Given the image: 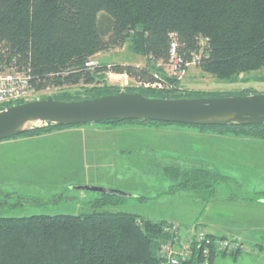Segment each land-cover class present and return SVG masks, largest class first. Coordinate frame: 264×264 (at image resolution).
<instances>
[{
  "label": "trees",
  "instance_id": "obj_1",
  "mask_svg": "<svg viewBox=\"0 0 264 264\" xmlns=\"http://www.w3.org/2000/svg\"><path fill=\"white\" fill-rule=\"evenodd\" d=\"M174 40L186 63L198 58L195 67L220 81L234 82L262 70L264 0H0V73L12 68L25 73L35 93L50 88L56 100L81 101L122 91L163 99L232 96L183 90L180 75L169 65ZM125 45L132 54L144 57L146 65L89 66L97 55ZM106 73L127 75L141 85L125 89L110 85ZM72 127L77 126L50 125L20 136ZM193 127L264 140V124ZM169 174L186 179L181 183L185 188L192 184L210 188L211 196L214 182L220 179L207 169H170ZM119 199L104 195L96 208L117 206ZM167 224L108 209L80 215L0 216V264H163L160 251L171 238ZM194 250L182 264L204 261L202 249ZM241 253L242 249L216 254L212 249L210 260Z\"/></svg>",
  "mask_w": 264,
  "mask_h": 264
},
{
  "label": "rangeland",
  "instance_id": "obj_2",
  "mask_svg": "<svg viewBox=\"0 0 264 264\" xmlns=\"http://www.w3.org/2000/svg\"><path fill=\"white\" fill-rule=\"evenodd\" d=\"M91 62L98 63V66L106 63L109 67L116 64L146 65V59L132 54L128 45L105 51L97 55ZM105 79L108 84L122 89L140 87L134 79L127 75L106 73ZM180 79L182 89L187 91L220 92L232 96H242L248 91L253 94H264V68L247 75H241L234 82H227L204 74L195 66H190L183 75H180ZM55 93L53 90L33 93L29 99H44L55 95ZM122 126L125 125H116L114 127L119 128L113 131L101 128L104 129L101 132L86 133V137L82 135L81 139L84 142V148H86L85 152L82 151L83 148L82 150L77 149L82 152L80 155H78V151L73 152L71 149L68 150L58 145L46 147L44 150L40 148L37 152L36 149H31L32 144L29 142L23 144L22 151L27 153L24 158L15 155L14 153H17L18 150L11 146L10 157L12 160L4 161L5 157L0 151V216L80 215L91 213L94 210L108 209L129 212L146 219L163 217L168 214L172 217L171 202L165 203L168 197L167 189L169 186L171 188L173 184V188L175 187L172 190L173 194L179 193L180 189L176 187H181L184 179L171 174L165 175L163 167L166 163L159 161L163 158L148 155V150L144 147L149 145L147 134H139L137 131ZM61 130L56 129L44 134L48 135ZM27 137L34 136H17L7 140H19ZM60 143L65 145L70 143V140H61ZM229 156L228 160L219 159L216 161L217 172L215 173L220 179L219 182L218 180L214 182L212 189L215 192L212 194L217 193L218 197L223 198L232 193L233 197L231 198H236L240 194H233L239 192L243 195L260 192L264 196V175L258 171L246 172L244 170L247 167L246 163L251 158H247L244 155V150L239 152V149L234 150ZM240 156L246 158L240 163H234V160L239 159ZM248 156L252 157L251 154ZM240 166L242 169H239ZM10 173L17 178L6 180ZM85 186L114 189L131 196L116 197V199L120 198L117 206L96 208L97 202L104 194L78 188ZM185 186L184 184V188ZM192 187L195 188L193 190H197L189 193L192 195L191 197H194L193 199L205 198L207 201L212 199L208 192L210 188H200L196 184ZM192 187L187 192L192 190ZM196 228L207 232L201 223H197L188 234L186 233L182 237L190 238L196 232ZM261 253V258L254 261L255 257L244 250L242 255L237 257L239 261L237 264H264V247Z\"/></svg>",
  "mask_w": 264,
  "mask_h": 264
},
{
  "label": "crops",
  "instance_id": "obj_3",
  "mask_svg": "<svg viewBox=\"0 0 264 264\" xmlns=\"http://www.w3.org/2000/svg\"><path fill=\"white\" fill-rule=\"evenodd\" d=\"M103 126L96 124L81 125L80 127L77 126L79 128L62 129L48 135L0 141V151L5 157L4 161L12 160L10 157L11 146L18 150L17 153H14L15 155H19L21 158L27 156V153L22 151L25 142L32 144L31 149H36L37 152L40 148L44 150L46 147L54 145L68 150L71 149L73 152H77L78 148L81 150L83 148L82 151L85 152L86 147L84 148L82 135L86 137V133L101 132L104 130L101 128H107V131L119 128ZM122 127L149 136V145L144 147L147 148L149 156L163 158L159 161L166 163L163 167L165 175L169 173L170 169L180 171L207 169L217 172L215 169L216 161L219 159L228 160L229 155L237 149H239V152L244 150V155L251 158L246 163L247 167L244 169L246 172L258 171L264 175V140L243 135L220 134L211 130L178 124L125 125ZM61 140H70L71 144L63 145L60 143ZM81 153L78 151V155ZM249 154L252 157H249ZM246 157L241 158L240 156L239 159L234 160V163H240ZM21 158H19V161H21ZM239 169H242V166ZM16 178L10 173L8 178L5 179L13 180ZM176 188L180 189V192L173 194L174 191L172 190L175 187L173 188V184L171 188L169 186L167 189L168 197L165 202H171L173 216L170 217L168 214L163 217L150 218V220L176 223L183 237L190 232L194 225L201 223L207 233L214 237L239 241L242 244V253L247 250L255 257L254 261L261 258V251L264 247V199H262L264 196L260 192L245 195L239 192L233 194H240L236 198H231L233 197L231 196L232 193L223 198L218 197L219 195H216V193L211 196L212 199L207 201L205 198L193 199L194 197H191V194L189 195L190 192L197 191L193 190L195 189L193 187L189 192L187 190L190 187L177 186ZM237 262H239L237 257L219 255L213 259L211 264H237Z\"/></svg>",
  "mask_w": 264,
  "mask_h": 264
},
{
  "label": "water",
  "instance_id": "obj_4",
  "mask_svg": "<svg viewBox=\"0 0 264 264\" xmlns=\"http://www.w3.org/2000/svg\"><path fill=\"white\" fill-rule=\"evenodd\" d=\"M116 120H143L188 126H249L264 124V94L163 99L122 91L81 101L48 96L0 110V141L30 130L54 126H81ZM80 189L115 197L128 193L104 187Z\"/></svg>",
  "mask_w": 264,
  "mask_h": 264
},
{
  "label": "built area",
  "instance_id": "obj_5",
  "mask_svg": "<svg viewBox=\"0 0 264 264\" xmlns=\"http://www.w3.org/2000/svg\"><path fill=\"white\" fill-rule=\"evenodd\" d=\"M179 45L176 40L171 44L170 50V70L176 75H183L190 66H195L198 58L191 63H186L178 52ZM91 68L98 66V63H89ZM141 85V84H139ZM145 87H162L161 84H145ZM51 90L50 88L46 91ZM35 93L30 77L25 73L15 72L12 68L8 72L0 73V107L8 103L27 101ZM36 94V93H35ZM165 231L170 235V239L163 244L160 256L163 264H182L187 262L194 255V248L202 249L204 261L201 264H211V251L216 254H231L242 249V244L233 239L212 237L202 229L196 228V232L190 238L184 239L180 234V229L176 223H168Z\"/></svg>",
  "mask_w": 264,
  "mask_h": 264
},
{
  "label": "bare ground",
  "instance_id": "obj_6",
  "mask_svg": "<svg viewBox=\"0 0 264 264\" xmlns=\"http://www.w3.org/2000/svg\"><path fill=\"white\" fill-rule=\"evenodd\" d=\"M159 88H161V87H159Z\"/></svg>",
  "mask_w": 264,
  "mask_h": 264
}]
</instances>
